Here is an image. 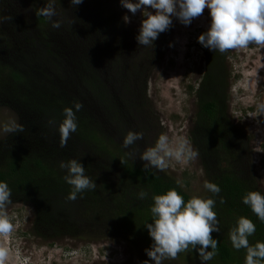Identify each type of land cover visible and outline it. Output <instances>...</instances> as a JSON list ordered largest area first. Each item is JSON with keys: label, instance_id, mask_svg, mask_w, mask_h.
Here are the masks:
<instances>
[{"label": "trees", "instance_id": "obj_1", "mask_svg": "<svg viewBox=\"0 0 264 264\" xmlns=\"http://www.w3.org/2000/svg\"><path fill=\"white\" fill-rule=\"evenodd\" d=\"M45 3L0 0V107L24 126L21 133L0 137V181L11 189L6 206L30 205L31 231L41 239L118 238L140 245L138 264H153L145 252L152 239L144 226L151 222L152 195L175 189L185 200L192 196L164 171H145L146 162L139 158L152 146L159 124L149 106L148 81L170 29L158 35L152 48L145 47L125 23L118 0H82L76 6L55 0L57 29L35 14ZM9 16L12 20L3 19ZM198 45L204 64L192 87L189 139L207 181L221 189L204 196L216 201L220 228L212 233L219 242L217 255L206 264H244L245 250H235L228 233L245 216L256 225L249 242H264V222L242 200L247 191L264 194V189L253 172L251 137L229 113L231 50L212 52ZM77 101L83 104L76 112L77 130L61 147L57 126L63 109ZM128 131L143 138L125 148ZM69 159L80 160L96 183L95 190L78 194L75 201L67 199L71 187L59 167ZM141 190L148 193L145 199L138 196ZM192 262L201 264L189 250L163 264Z\"/></svg>", "mask_w": 264, "mask_h": 264}, {"label": "clouds", "instance_id": "obj_2", "mask_svg": "<svg viewBox=\"0 0 264 264\" xmlns=\"http://www.w3.org/2000/svg\"><path fill=\"white\" fill-rule=\"evenodd\" d=\"M70 3L76 6L82 0H70ZM120 3L133 15L138 10L141 12L143 19L136 39L139 45L145 47L152 48L158 35L172 26V17L187 26L193 19L201 17L205 9L209 11L210 23L207 30L198 36V42L203 47L212 52L223 53L246 49L253 43L264 46V0H120ZM35 14L44 17L53 28L61 27V21L54 19L57 16L55 0H47L45 6ZM3 19L12 20V17ZM124 19L127 21L128 17ZM82 108L83 104L77 101L72 107L63 109V119L57 126L61 147H66L71 134L76 132V112ZM258 111L264 115V104L258 105ZM55 123V120H49V124ZM5 131L21 133L24 126L14 124L6 127ZM142 138V133L128 131L123 138V145L128 148ZM128 155L132 156L133 153ZM198 155V151L185 137L170 138L167 134H160L154 145L146 147L139 154V158L146 162L145 171L149 167L164 171L170 161L186 166ZM59 167L65 170L63 179L71 187L68 200L75 201L78 194L95 190L96 183L85 175V168L80 160L61 161ZM204 188L213 196L221 191L216 183L209 181L204 182ZM138 196L145 199L148 193L141 190ZM10 198L11 189L6 182L0 181V237L10 236L14 230V225L5 211ZM242 200L264 222V194L249 190ZM152 201L151 222H146L144 226L152 239L151 247L145 249V252L153 264L175 260L178 254L189 250L196 252L201 264H206L217 255L219 242L213 238L212 233L219 232L220 228L214 211L216 201L213 198L192 195L185 200L175 189H169L163 194H153ZM224 202L221 198L220 203ZM255 231L256 225L245 216L238 217L229 230L232 247L237 251L245 250L244 264H264V242H249V237ZM8 259L9 249L0 244V264H6ZM143 264L149 262L145 260Z\"/></svg>", "mask_w": 264, "mask_h": 264}, {"label": "rangeland", "instance_id": "obj_3", "mask_svg": "<svg viewBox=\"0 0 264 264\" xmlns=\"http://www.w3.org/2000/svg\"><path fill=\"white\" fill-rule=\"evenodd\" d=\"M122 16L128 17L125 23L138 33L143 19L141 12L138 10L133 15L122 7ZM209 23L208 9L187 26L172 17L169 35L148 81L149 106L159 121L152 145L160 134L170 138L182 136L190 142L189 128L195 113L192 87L196 86L204 64L198 36L207 30ZM227 62L231 75L229 113L251 137L253 172L264 189V115L258 111V105L264 104V46L253 43L246 49L231 50ZM16 121L11 110L0 107V137ZM164 172L190 195H207L204 188L207 178L198 158L186 166L170 161ZM5 211L14 225L10 236L0 237V244L9 249L6 264H138L140 260L141 247L134 242L110 237L44 240L31 231L30 205L10 204Z\"/></svg>", "mask_w": 264, "mask_h": 264}]
</instances>
